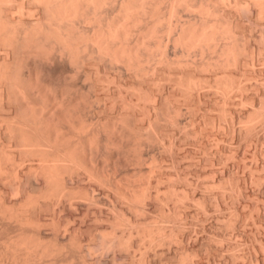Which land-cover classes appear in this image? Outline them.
Returning a JSON list of instances; mask_svg holds the SVG:
<instances>
[{
    "label": "bare ground",
    "instance_id": "1",
    "mask_svg": "<svg viewBox=\"0 0 264 264\" xmlns=\"http://www.w3.org/2000/svg\"><path fill=\"white\" fill-rule=\"evenodd\" d=\"M34 1L43 10L32 19L9 16L12 5L0 2V118H9L0 127V264H115L134 236L147 245L139 264L173 261L177 249L180 264H250L244 255L202 260L192 245L198 236L183 228L198 223L187 221L193 211L218 220L209 201L223 206L217 187L226 193L227 184L246 193L245 171L235 174L238 161L234 173L218 171L217 149L204 159L193 147V168L184 164L191 175L181 180L180 147L183 138L217 143L218 128L236 122L248 138L264 122V31L258 43L246 31L255 18L264 24V0ZM201 158L211 176L205 186L192 184ZM192 203L202 210L191 212ZM98 245L110 247L109 257L94 252ZM261 255L256 264H264Z\"/></svg>",
    "mask_w": 264,
    "mask_h": 264
},
{
    "label": "rangeland",
    "instance_id": "2",
    "mask_svg": "<svg viewBox=\"0 0 264 264\" xmlns=\"http://www.w3.org/2000/svg\"><path fill=\"white\" fill-rule=\"evenodd\" d=\"M16 1V2H15ZM21 1H23L22 3L24 4L23 6H22V4H20V0H11V1H9V0H5V1H3L2 0V2H3V4H11V5H8V6H11L10 7V9H9V16H12L13 18H15V19H19V18H28L29 17V19H32V18H34L35 16H36V14H35V12H36V10L38 11V10H43L42 8V6L40 5V3L38 4V2H37V4H36V2L34 1V0H21ZM27 1V2H26ZM1 2V1H0ZM1 2V3H2ZM15 2V3H14ZM34 2V3H33ZM6 4V5H7ZM15 4V5H14ZM27 4H29V5H27ZM27 6V7H26ZM29 7V8H28ZM37 7H39L40 9H38ZM24 8H25V10H24ZM31 8V9H30ZM21 9H23V10H21ZM17 10H19V11H17ZM17 12V13H16ZM11 13V14H10ZM37 13V12H36ZM186 13V12H185ZM16 14V15H15ZM19 15H22L21 17L19 16ZM18 16V17H17ZM259 20V19H258ZM257 20V18H255V20L253 21V23H251L252 24V26H251V24H249V22H248V24H246L247 26V28H246V31L247 32H251V34H252V42L253 43H258V40L260 39L259 37H260V33L259 32H261V31H264V24H261L262 22H263V20H259L258 21ZM255 22H256V24H258L259 25V23L261 24L260 26H258V25H256L255 24ZM250 25V26H249ZM255 25V26H254ZM262 26V27H261ZM260 27L261 28H263L262 30L260 29ZM259 30H261V31H259ZM259 36V37H258ZM256 37V38H255ZM255 38V39H254ZM258 39V40H257ZM254 41H256V42H254ZM259 42H260V40H259ZM70 67H72V66H70ZM69 77L71 78V76L69 75ZM69 78V79H70ZM72 79V78H71ZM70 79V80H71ZM81 80H82V78H80ZM1 111H0V114H2V115H0V117H4L3 119H6V116L4 115V110H2V109H0ZM1 112H3V113H1ZM260 116V115H259ZM258 116V117H259ZM258 117H256L255 118V120L258 118ZM2 118H0V120L1 121H3V122H0V125H2V126H0V127H4L5 126V124L7 123V122H9L8 120H9V118L7 119V120H5V121H7V122H5L4 120H2ZM1 123H3V124H1ZM238 124H240L239 122H236V124H234V126L236 127H234V126H230V131H229V128L228 127H226V126H224L225 128V132H224V129H220L219 130V128H222V127H219L218 128V131H220L219 132V137H218V141H217V143H216V141L215 140H210L209 139V141H205V138L204 139H202V141H201V139L199 140L198 139V141H196V143L195 142H193V140L192 139H188V138H183L182 139V141H184L183 142V144H181V149H183L181 152H180V154L183 156V155H186V156H183V165H182V167H181V170H183L184 172H186V176H184L183 178H180L181 180L183 179V180H187V178H188V175H191V174H189V172H188V170L190 171V168H193V166H192V162H190L191 161V159H190V149L191 148H193L194 147V149H196V151L198 152V155L199 154H201V155H199V157H204L205 155H209V152H210V150L211 151H216V149H217V151H218V154L219 155H217L218 156V158H217V169H218V171H220V170H223L225 173H227V169H228V172H231L230 171V168H231V170H232V168H233V170H234V167H232V165H233V163H234V165H235V163L237 162L238 164H240L239 165V172H237V173H235V174H237L238 175V173H239V176H240V173L241 172H243V171H245V172H243L247 177H246V179H245V189L246 188H248V190L246 189V193L245 192H240V190H238L237 188H235L236 189V192L238 193H235V189H233V190H231V189H226L227 188V186H228V184L225 186V192L226 193H224V190H222V189H224V187L222 188V187H220V188H222L221 190H219L220 188L219 187H217V189H218V191H219V196H218V198L220 199V200H222L223 202H225L224 203V205L222 206V205H213V203H214V197H213V199H211V201H209L210 203H211V205H212V207H210V209L208 210V212L210 213V214H216V217H217V219L218 220H207V219H205V221L204 220H202L201 221V219H200V214H199V217L197 216L198 214L196 213V214H194V211H193V209H197V207H198V209H200V210H202V208L200 207L199 208V203H192L191 205H190V209L189 210H191V212L192 213H190L188 216V220L187 221H189L190 219H192L191 220V222H198L196 225H194V224H183V228L185 229V227L184 226H186V232H191L192 233V235H191V237H194V236H198V238H199V242L198 241H195V243L193 244L192 243V245H195V246H197V247H199V249H200V255H198V256H200V257H203V258H201L202 260L204 259V261L207 259V257H208V255L210 254V256H212L213 255V257L216 255V257H221L222 255L223 256H226L227 254L229 255L230 254V256H233V257H235V259L238 261V260H241V259H243V260H249L250 261V264H251V262L254 260V256L256 255V254H258V256H260L261 254V257H262V262L264 263V240L263 239H259V236H261L262 235V228L264 227H262L261 225L263 224L264 225V216H263V212H264V208H263V206H264V168H262L261 169V167H264V159H262V158H264V157H262V155L261 154H263V150H264V128H263V126H264V122L263 123H261V124H257V126L255 125V131H254V134L252 133L251 135H249V137L247 138V137H243L242 136V126L241 125H239V127L237 126ZM262 124H263V126H262ZM241 126V127H240ZM261 126V127H260ZM187 127V129H188V126H186ZM232 127H234V132L235 133H233V130H232ZM185 128V127H184ZM183 128V129H184ZM228 128V129H227ZM260 128V129H259ZM187 129H184V130H187ZM236 129V130H235ZM239 130H240V132H239ZM258 130V131H257ZM263 131V132H262ZM187 132V131H186ZM222 132V134L223 133H225L224 135H221L220 133ZM227 132V133H226ZM230 134H229V133ZM256 132V133H255ZM233 133V134H232ZM238 133V134H237ZM188 134V133H187ZM187 134H185V135H187ZM227 134H228V137H227ZM229 135H230V138H229ZM232 135H235L234 136V138L236 139H234L233 138V136ZM255 136V137H251V136ZM224 137V143H223V140H222V138ZM220 137H222L221 139H220ZM226 137H227V139H226ZM250 137H251V139H250ZM257 137H258V139H257ZM245 138H247V139H245ZM228 140V141H226V140ZM245 139V140H244ZM250 139V140H249ZM260 139V140H259ZM192 140V141H191ZM220 140V141H219ZM235 140V141H234ZM239 140V141H238ZM254 140V141H253ZM256 140H258V141H256ZM214 141H215V143H214ZM226 141V142H225ZM231 142L230 144L228 143V142ZM232 141H233V144H232ZM251 141H253V142H251ZM190 142V143H189ZM192 142V143H191ZM210 142V143H209ZM219 142H222L226 147H228V148H230V149H226V147L223 145L222 146V143H219ZM254 142H256V143H254ZM194 143V144H193ZM203 145H205V143L207 144L206 146H202L201 144ZM208 144H210V146H209V148H207L208 147ZM212 144H215L214 145V147H215V149H214V147H212L213 145ZM250 144H251V146H250ZM255 144V145H254ZM228 145H230V147L228 146ZM234 145V146H233ZM236 145V146H235ZM263 145V146H262ZM198 148V150H197V148ZM218 146V147H217ZM222 146V147H221ZM251 147L250 148V150H249V147ZM206 148V151L204 150L205 148ZM220 147V148H219ZM225 147V148H224ZM238 147H239V150H238ZM255 147V148H254ZM258 147V148H257ZM9 148V147H8ZM10 148H13V146L12 147H10ZM14 148H16V147H14ZM12 149V150H16V149ZM219 148V149H218ZM232 148V149H231ZM260 148H263V149H260ZM235 150V151H237L238 153H236L235 151V153L234 152H232V150ZM243 149V150H242ZM254 149H256L255 150V152H253L254 151ZM207 150H209V151H207ZM219 150H221V152L219 151ZM223 150V151H222ZM225 150V151H224ZM247 150H249V151H246ZM258 150V151H257ZM262 150V151H261ZM227 151H228V153H230V152H232L233 154H232V156L231 155H227ZM240 151V152H239ZM261 153H260V152ZM185 152H187V153H185ZM223 152V153H222ZM248 152H249V154H248ZM257 152H258V154H257ZM205 153V154H204ZM208 153V154H207ZM217 153V152H216ZM226 153V154H225ZM243 153V154H242ZM245 153H246V156H245ZM248 154V155H247ZM251 154V155H250ZM253 154H254V156H253ZM204 155V156H203ZM224 155V156H223ZM227 155V156H226ZM236 155H237V157H236ZM258 157H257V156ZM187 156H189V158L187 157ZM229 156H230V158H229ZM234 156H235V159H233L234 158ZM242 156H244V157H242ZM263 156H264V154H263ZM188 158V159H187ZM239 160H238V159ZM256 158H257V160L259 161V162H257V160H256ZM190 159V160H189ZM202 159V163L200 164V166L198 167L199 169H202V170H200V171H197V175H196V177H195V180H193L194 182L192 183L193 185H194V183H195V181H196V179H198V180H201V183L203 182V183H206V181L208 182L211 178H209V177H211V176H209L210 174L209 173H205V172H207V171H205L208 167H206V166H208L207 164H206V161L205 160H203V158H201ZM204 159H206V156L204 157ZM223 159V160H222ZM227 159H229V160H227ZM234 161H233V160ZM253 160V161H252ZM185 161V162H184ZM221 161V162H220ZM188 162V163H187ZM220 162V163H219ZM226 162V163H225ZM244 162H247V163H244ZM257 162V163H256ZM261 162V163H260ZM189 164L190 165V168H189V165L188 166H186L187 164ZM224 163V164H223ZM229 163V164H228ZM263 163V164H262ZM184 164H186L185 166H184ZM221 164H223V165H221ZM227 164V165H226ZM246 166H244V165ZM253 164L254 165H256V167L254 166L253 167ZM233 165V166H234ZM248 165H252L251 167L252 168H250ZM259 165V166H258ZM129 166V165H128ZM131 166V165H130ZM133 166V165H132ZM131 166V167H132ZM185 168H187L188 167V169H184V167ZM224 166V167H223ZM258 166V167H257ZM204 167H206V168H204ZM221 167V168H220ZM229 167V168H228ZM144 168H145V166H144ZM220 168V169H219ZM225 168V169H224ZM245 168H247V171L249 172V175H248V172H246V169ZM253 168H255L254 170L256 171V172H258L257 174L258 175H256V172L253 170ZM180 169V168H179ZM178 169V170H179ZM205 169V170H204ZM251 169H252V171L253 172H255V173H253L252 171H251ZM146 170V169H145ZM232 170V171H233ZM259 171H260V173H259ZM261 171H262V173H261ZM188 172V173H187ZM204 173L205 174H208V176H206L205 177V175H204ZM233 173H234V171H233ZM243 173H241V174H243ZM251 173V174H250ZM255 174V176H253ZM259 174H260V176H259ZM7 177H8V174L6 173L5 174ZM11 176H12V174H10ZM251 175V176H250ZM262 175V176H261ZM250 176V177H249ZM190 177V176H189ZM209 179H208V178ZM204 178V179H203ZM205 178H206V180H205ZM251 178H252V180H251ZM208 179V180H207ZM136 182H137V180H140V178L138 177H136ZM204 180V181H203ZM251 180V181H250ZM257 181V183H255ZM200 182V181H199ZM138 183H140L139 181H138ZM137 183V184H138ZM202 183V185H204ZM226 183V182H225ZM247 185V186H246ZM205 186V185H204ZM199 188L201 189L202 188V186H199ZM205 189V187H203L202 188V191ZM207 189H208V187L205 189L206 191H207ZM216 189V190H217ZM231 190V191H230ZM254 190V191H253ZM234 191V192H233ZM250 191V192H249ZM221 192L223 193V194H221ZM258 192V193H257ZM263 192V193H262ZM229 193V194H228ZM243 194V196H242V194ZM245 193V194H244ZM249 194V196H248V194ZM235 196H234V195ZM239 194H240V196H239ZM256 194H257V196H260L259 198H257V196H256ZM216 195V194H215ZM215 195H212V196H215ZM228 195V196H227ZM238 195V196H237ZM211 196V197H212ZM225 196V197H224ZM230 196V197H229ZM255 196V197H254ZM236 197V198H235ZM241 197V198H240ZM243 197H244V199H243ZM247 197V198H246ZM239 198V199H238ZM246 198V199H245ZM261 198H263V199H261ZM249 199V200H248ZM259 200V202H258V200ZM172 199H170V202L171 203H173L174 202V200H172ZM227 201V203H226V201ZM239 200V201H238ZM244 200V201H243ZM245 200L247 201V202H245ZM242 201V202H241ZM251 201V202H250ZM254 201V202H253ZM256 201L258 202V203H256ZM235 202V203H234ZM239 202H240V206H238L239 205ZM234 203V204H233ZM244 203H245V205H244ZM246 203H248L249 205H248V207H247V204ZM253 203V204H252ZM255 203H256V205H255ZM195 204V205H194ZM227 204H229V205H227ZM235 204L237 205V207H239L236 211H238V212H236L237 214L239 213V214H242L243 215V217L240 215V216H237V215H234V214H236L235 213V211L233 210L236 206H235ZM259 204V205H258ZM262 204V205H261ZM234 205V206H233ZM197 206V207H196ZM253 207H255V208H253ZM257 207H260V209L261 210H259V208H257ZM243 208V209H242ZM256 209V210H254V211H257V212H260V220H259V222H258V220H257V218L256 217H251L252 216V210L251 209ZM231 209H232V211H233V213H232V211H231ZM241 210V211H240ZM246 210V211H245ZM251 211V212H250ZM254 214V216H256V212H253ZM261 213H262V215H261ZM238 214V215H239ZM193 215H196V216H192ZM190 216H191V218H190ZM230 217H232L233 218V220L235 219V221H236V226L234 225L233 227H234V229H233V227L232 226H230L229 224H228V220H229V218ZM248 217V218H247ZM262 217V218H261ZM250 218V219H249ZM256 220V222H254L255 220ZM172 219H174V218H171V220H169L170 222H169V224H174V223H171V222H175L174 220H172ZM247 220V221H246ZM254 220V221H253ZM262 220V221H261ZM204 221V222H203ZM252 221V222H251ZM190 222V221H189ZM241 222V223H240ZM246 222L247 223H249V225L247 224V225H245L246 224ZM261 222V223H260ZM202 223H204V225H205V229H203V228H201V226H197V225H201ZM225 223H226V225H225ZM245 223V224H244ZM258 223V224H257ZM260 224V225H259ZM187 225L190 227L191 226V228H192V230H190V229H188L187 228ZM252 225V226H251ZM258 225V226H257ZM194 226V227H193ZM195 226H196V228H195ZM227 226V227H226ZM246 226V227H245ZM260 226V227H259ZM197 227L200 229H197ZM229 227H230V229H229ZM243 227V228H242ZM248 227H252L251 229L250 228H248ZM257 227H259V229L257 228ZM222 228V229H221ZM226 228V229H225ZM247 230H246V229ZM236 229V230H235ZM255 229H256V231H255ZM258 229V230H257ZM235 230V231H234ZM243 230V231H242ZM245 230V231H244ZM252 230V231H251ZM261 230V231H260ZM237 231V232H236ZM241 231V232H240ZM254 231H255V233H254ZM220 232H224V236H226V237H223L222 235H221V237L222 238H224V239H222L221 237H220V235H219V233ZM245 232V233H244ZM246 232H247V234H246ZM251 232V233H250ZM253 232V233H252ZM261 233V234H260ZM254 234H256V235H254ZM260 234V235H259ZM240 235H241V237H240ZM252 235V236H251ZM92 236V235H91ZM210 236V237H209ZM257 236V237H256ZM96 237V238H95ZM95 237H89V235H88V238L86 237V239H88V240H86V241H93V238H95L94 239V241L95 242H97L98 240H97V238H99V241L97 242V243H100L101 241L100 240H102L103 239V236H98V235H96ZM108 237H110V236H108ZM135 238H131V240L133 241L132 242V245H130L131 247H124V249H122V253H123V255H122V253L121 252H119L120 253V255H116V259H115V264L116 263H120V264H127L128 262L130 263V261H131V263L130 264H139V261H140V257H141V251L143 250V247H144V245H145V247L147 246L145 243H142V242H145V241H143V239H141L140 237H137V236H134ZM200 237H201V239H200ZM206 237V238H205ZM207 237H209V238H207ZM253 237V238H252ZM241 238H244V239H242L241 240ZM246 238V239H245ZM256 238H258V239H256ZM204 239V240H203ZM205 239H209V240H206V241H208V242H212V244L213 245H215L216 246V251H213L211 248L210 249H207V242H205ZM141 240V242L138 244V242ZM201 240V241H200ZM241 241V242H240ZM244 241V242H243ZM256 241V242H255ZM239 242H240V244H239ZM249 242H250V244H249ZM252 242V243H251ZM261 242H262V244H261ZM198 245H197V244ZM246 243V244H245ZM253 243H255V245H253ZM231 244H235L234 246L233 245H231ZM257 244V245H256ZM141 245H143V246H141ZM206 245V246H205ZM253 245V246H252ZM133 246V247H132ZM139 246V247H138ZM255 246V247H254ZM262 246V247H261ZM97 248L94 250V252L95 253H100V252H102L103 253V255L104 256H107L108 255V257H109V254L111 253V249H110V247L109 246H96ZM144 247V248H145ZM242 247V248H241ZM99 248L101 249V250H99ZM104 248V249H103ZM108 248V249H107ZM128 248H129V250H128ZM130 248H131V250H130ZM136 248V251L134 250V249ZM141 248V249H140ZM203 248H205V249H203ZM243 248H244V251H246L245 253H243L242 251H243ZM247 248V249H246ZM248 248H250L249 250H248ZM254 248H256V249H254ZM83 249H84V251H87L86 250V246H84L83 245ZM82 249V250H83ZM139 249V250H138ZM103 250H105L104 252H103ZM108 250H109V252H108ZM135 252H134V251ZM180 250V249H179ZM178 249H177V252H175L173 255H175V259L172 261L171 259V261L175 264L176 263V259H177V264H180V261L181 260H183L184 259V256L185 255H183V253H182V255H183V257H182V255H180V251H179ZM258 252H257V251ZM100 251V252H99ZM125 251H127V252H129V253H127V252H125ZM206 251H208V252H206ZM262 251H263V253H262ZM134 252V253H133ZM89 252L87 251V252H85V254H88ZM107 253V255H105ZM127 253V254H126ZM131 253L132 254H134V255H132V256H130L131 255ZM137 253V254H136ZM206 253V254H205ZM207 253H209V254H207ZM215 253V254H214ZM202 254V255H201ZM205 254V255H204ZM235 256H234V255ZM240 254V255H239ZM246 254V255H245ZM172 255V257L174 258V256ZM218 255V256H217ZM242 255H244V256H242ZM136 256V257H135ZM140 256V257H139ZM156 256L158 257V254H156ZM179 256V257H178ZM180 256L182 257L181 258V260H179L180 259ZM207 256V257H206ZM243 258H242V257ZM246 256H248V257H246ZM121 257V258H120ZM138 257H139V260H138ZM178 257V258H177ZM206 257V258H205ZM237 257V258H236ZM119 258V259H118ZM162 260H160V259ZM241 258V259H240ZM246 258V259H245ZM126 259V260H125ZM137 259V260H136ZM158 259L161 261H159V263L158 264H171L172 262L171 261H167L164 257H161V256H159L158 257ZM252 259V260H251ZM120 260H122V261H120ZM130 260V261H129ZM185 260H187V259H185ZM179 261V262H178ZM125 262V263H124ZM137 262V263H136ZM182 262V261H181ZM128 263V264H129ZM172 263V264H173ZM255 263V260L252 262V264H254ZM256 264V263H255Z\"/></svg>",
    "mask_w": 264,
    "mask_h": 264
}]
</instances>
